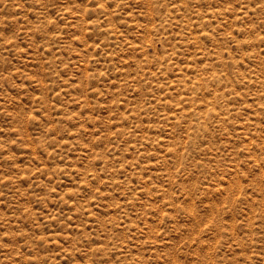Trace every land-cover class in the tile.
<instances>
[{"label": "rangeland", "instance_id": "rangeland-1", "mask_svg": "<svg viewBox=\"0 0 264 264\" xmlns=\"http://www.w3.org/2000/svg\"><path fill=\"white\" fill-rule=\"evenodd\" d=\"M0 264H264V0H0Z\"/></svg>", "mask_w": 264, "mask_h": 264}]
</instances>
